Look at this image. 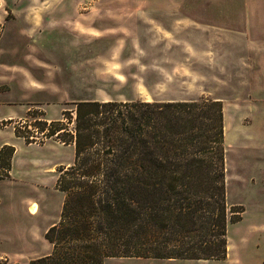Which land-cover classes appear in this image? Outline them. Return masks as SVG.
Segmentation results:
<instances>
[{"label": "rangeland", "instance_id": "rangeland-1", "mask_svg": "<svg viewBox=\"0 0 264 264\" xmlns=\"http://www.w3.org/2000/svg\"><path fill=\"white\" fill-rule=\"evenodd\" d=\"M0 5V61L27 67L45 91H53L37 97L47 99L46 105H0V111L28 108L3 122L14 133L28 126L37 142L56 139L35 122L63 119L62 110L74 109L72 101L59 103L65 97L54 84L67 81L69 72L85 76L76 85L86 94L78 96L76 87L75 99L221 101L227 202L242 209L227 227L226 258H107L103 264H264V0H0ZM63 121L65 133H71L72 121ZM2 133L6 138L10 132ZM54 148L61 158L72 155L70 146ZM60 168L55 178L43 174L37 186L42 195L37 216L28 214L35 206L23 204L18 216L4 222L7 236L13 234L9 227L22 226L21 238L3 239L0 227V264H30L51 252L44 233L62 207L63 193L56 187ZM23 185L21 195L31 196Z\"/></svg>", "mask_w": 264, "mask_h": 264}, {"label": "trees", "instance_id": "trees-1", "mask_svg": "<svg viewBox=\"0 0 264 264\" xmlns=\"http://www.w3.org/2000/svg\"><path fill=\"white\" fill-rule=\"evenodd\" d=\"M74 105L61 112L73 123L71 133H65L63 119L35 122L40 132L48 131L46 137L73 144L74 158L58 170L62 207L44 233L51 252L30 264L225 259L228 224L242 209L227 202L221 101ZM24 128L15 134L26 143L44 141ZM13 153L12 145L0 149V178L8 176Z\"/></svg>", "mask_w": 264, "mask_h": 264}, {"label": "crops", "instance_id": "crops-1", "mask_svg": "<svg viewBox=\"0 0 264 264\" xmlns=\"http://www.w3.org/2000/svg\"><path fill=\"white\" fill-rule=\"evenodd\" d=\"M18 67L21 68L18 69ZM57 67L59 68V66ZM71 73L72 72H69L67 77L65 78V80L67 79V81L63 82L62 79H55L57 81L56 83H54L56 86L55 90H58L57 88H59V90H61L64 94L63 97H65V99H59V103L88 100L75 99L77 93L76 87L81 88L78 89L80 91V93H77L78 96L86 94L85 92H83L84 88L82 89L79 84L76 85V82L84 84L85 76L83 73H81L83 75L71 76ZM56 75L58 77V71L56 72ZM78 77L80 78L78 79ZM42 83L43 81L35 77L33 73L27 69V67L11 65L0 61V105H26L27 103H44L45 105L49 104L50 102H46L47 99H37V97L42 96L44 92H53L45 91V89H43ZM27 109L28 108L23 107V110H20L19 112H12L11 110L0 111V149L4 145H12L14 147V153L10 160L8 176L0 178V220L3 222L0 227L2 228V231L5 232V234L7 233L6 230H8V227H5L4 222L7 221V219L12 215L18 216L19 209L23 204H27V209L35 206V209L29 210V215L34 214L35 217L39 214L40 210L37 204V199L41 200L42 195H40V191L37 186H42L40 182H42L43 174L51 175L55 178V167H67L71 164L74 158L73 144H63L61 142L58 143V141L56 140H46L39 144L35 142L26 143L23 137L16 136L13 126L4 125L3 122L20 118L21 115L25 111H27ZM46 119L48 121H56L59 120V117H47ZM3 129H8L10 132L6 134V138H4V135L2 133ZM16 140L17 144L14 143V141ZM60 144L70 146L72 148V155L69 158L66 157L64 159L56 154L54 146ZM38 149H40L41 151L45 150L47 155L44 156V154L39 152ZM20 184H24L25 186L30 187L29 190L31 191V196L21 195ZM8 203H10V206H8ZM20 205L21 207H19ZM24 211L27 212L25 209ZM56 222L57 220L52 221L50 224H48L45 231ZM3 228L5 229L3 230ZM22 228V226H12V228L9 227V230L13 232V234L12 236H7L6 234V236H3V239H5L6 237V240L8 241L9 239L16 240L18 238H21L20 236L17 237V233ZM24 228L25 232L27 225L24 226Z\"/></svg>", "mask_w": 264, "mask_h": 264}]
</instances>
